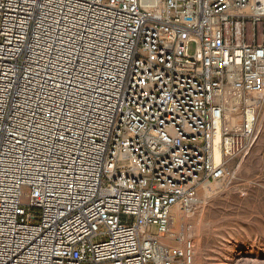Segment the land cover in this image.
I'll list each match as a JSON object with an SVG mask.
<instances>
[{"label": "built area", "instance_id": "built-area-1", "mask_svg": "<svg viewBox=\"0 0 264 264\" xmlns=\"http://www.w3.org/2000/svg\"><path fill=\"white\" fill-rule=\"evenodd\" d=\"M263 90L264 0H0V264H194L170 212Z\"/></svg>", "mask_w": 264, "mask_h": 264}, {"label": "rangeland", "instance_id": "rangeland-1", "mask_svg": "<svg viewBox=\"0 0 264 264\" xmlns=\"http://www.w3.org/2000/svg\"><path fill=\"white\" fill-rule=\"evenodd\" d=\"M252 101L255 138L249 149L225 161L224 180L200 182L195 206H177L170 212L162 241L171 247L190 242L194 264H264V90L252 96ZM224 106V117L225 113L231 115L232 126L225 119L222 132L235 129L244 120L243 107ZM150 232L155 234L156 226Z\"/></svg>", "mask_w": 264, "mask_h": 264}, {"label": "bare ground", "instance_id": "bare-ground-1", "mask_svg": "<svg viewBox=\"0 0 264 264\" xmlns=\"http://www.w3.org/2000/svg\"><path fill=\"white\" fill-rule=\"evenodd\" d=\"M228 100V99H227ZM229 101V100H228ZM231 110V109H230ZM229 110L227 109V112H228ZM225 118H226V122L228 123L227 124V126H232V117H231V115L230 114H226L225 113ZM220 135H221V128L220 127H218V130H217V136H216V148H215V158H216V160H218V158H219V140H220ZM206 185H208V184H205V187H206ZM175 207H177V206H175ZM175 207H173V208H175ZM176 217V218H175ZM178 218V213L177 212H175L174 213V220H176Z\"/></svg>", "mask_w": 264, "mask_h": 264}]
</instances>
